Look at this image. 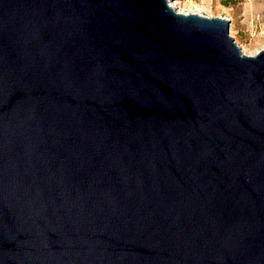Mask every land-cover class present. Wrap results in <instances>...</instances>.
Segmentation results:
<instances>
[{
  "label": "water",
  "instance_id": "95a60500",
  "mask_svg": "<svg viewBox=\"0 0 264 264\" xmlns=\"http://www.w3.org/2000/svg\"><path fill=\"white\" fill-rule=\"evenodd\" d=\"M0 264H264V48L169 0H0Z\"/></svg>",
  "mask_w": 264,
  "mask_h": 264
},
{
  "label": "rangeland",
  "instance_id": "374dc122",
  "mask_svg": "<svg viewBox=\"0 0 264 264\" xmlns=\"http://www.w3.org/2000/svg\"><path fill=\"white\" fill-rule=\"evenodd\" d=\"M176 11L229 20V35L247 55L264 48V0H169Z\"/></svg>",
  "mask_w": 264,
  "mask_h": 264
},
{
  "label": "bare ground",
  "instance_id": "6f19581e",
  "mask_svg": "<svg viewBox=\"0 0 264 264\" xmlns=\"http://www.w3.org/2000/svg\"><path fill=\"white\" fill-rule=\"evenodd\" d=\"M171 6H172V5H171ZM173 6H174V4H173ZM173 6H172V7H173Z\"/></svg>",
  "mask_w": 264,
  "mask_h": 264
}]
</instances>
